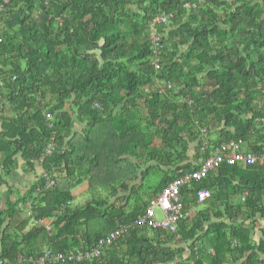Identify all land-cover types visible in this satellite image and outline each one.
<instances>
[{
	"label": "trees",
	"instance_id": "obj_1",
	"mask_svg": "<svg viewBox=\"0 0 264 264\" xmlns=\"http://www.w3.org/2000/svg\"><path fill=\"white\" fill-rule=\"evenodd\" d=\"M0 4V113L2 104L14 113L0 133V189H9L0 192L2 264L94 247L222 144L264 154V0ZM163 14L173 17L155 27L157 70L151 24ZM77 122L88 129L77 131ZM49 144L56 148L46 155ZM17 155L55 186L46 188L43 173L13 201L7 180ZM84 178L91 197L79 204ZM200 190L212 194L204 204ZM182 197L175 233L130 230L102 258L66 264H264V229L255 234L264 166L223 164Z\"/></svg>",
	"mask_w": 264,
	"mask_h": 264
},
{
	"label": "built area",
	"instance_id": "obj_2",
	"mask_svg": "<svg viewBox=\"0 0 264 264\" xmlns=\"http://www.w3.org/2000/svg\"><path fill=\"white\" fill-rule=\"evenodd\" d=\"M10 0H4V3H9ZM4 12V4H0V43L3 42V32H2V14ZM173 15L163 14L154 18L151 24V40L152 45L155 47L154 55L156 58V68L160 69V37L155 31L156 26H161L169 23ZM3 83L0 81V88ZM164 91L165 88H161ZM262 94L264 97V88L262 89ZM0 101H2V96L0 94ZM264 104V101H263ZM47 121L53 119L51 114L46 115ZM56 146L54 144H49L46 155H50L54 152ZM240 144L235 142L229 145H220L214 153L205 160H200L199 169L189 173L179 179L171 182L161 193V195L151 201L150 205L146 209V213L133 223L128 225H122L118 229L111 232L108 236L101 238L94 247L87 250H76L71 253H53L51 250L44 251L36 259L31 258L28 260L31 264H66V263H82V262H92L103 257L107 249L112 247L122 236L129 233L130 230L143 229L145 227L152 228H162L171 233L177 231L178 223L183 219V205H182V191L185 188H190L192 183L200 182L206 179L213 171L219 168L221 165L226 164L229 166L239 165V166H264V154H254V153H241ZM48 182L46 184L47 189H51L55 186V181L47 176ZM212 194L209 190H200L197 192V202L198 204H204L210 200ZM245 199L243 198V201ZM160 210L163 213L164 218L159 220L157 218V211ZM37 223L46 227V231L52 230L51 221L40 220Z\"/></svg>",
	"mask_w": 264,
	"mask_h": 264
},
{
	"label": "crops",
	"instance_id": "obj_3",
	"mask_svg": "<svg viewBox=\"0 0 264 264\" xmlns=\"http://www.w3.org/2000/svg\"><path fill=\"white\" fill-rule=\"evenodd\" d=\"M2 107H3V109H1V113H0V133H1L2 128H3L2 127L3 123L5 121H7V119H11L14 116V113L10 108L6 107L4 104H2ZM101 126H103V125L101 124ZM86 129H88V125L86 123H83V122L78 123L77 122V124H76V130L77 131H79V132L85 131ZM95 133H98V131ZM97 135L98 134H96V136ZM215 135H216L215 139H217L218 134L215 133ZM97 139H98V136H97ZM251 146L252 145H250V147ZM247 148H248V146H247ZM3 159H4V156L2 153H0V163L3 161ZM124 159H127L126 161L128 163H133V164L136 163V159L131 158L130 156L126 155V158L124 157ZM16 161H17L18 168L13 171L12 175L10 176V179L7 180L9 185L14 189V193L12 196L13 201H15L17 199L18 193H20V195H25L27 193V191L29 190L30 186L33 183L37 182L38 178L45 172L41 165H37L35 168V171L30 172L29 169L25 166L24 160L22 158H20L18 155H17ZM149 166H151V164ZM146 168H143V170ZM20 171L23 173H20ZM39 173H41V174L39 175ZM1 175H2V170H0V176ZM88 181H89V179L84 178L82 183L80 185H78L77 188L84 189L83 185L85 183H87V185H88V183H89ZM138 184H140V183L134 182L131 184V186H135ZM8 190L9 189L7 188V186H3L0 189V192L4 193ZM263 229H264V220L259 217L256 219V232H255V234H256L257 240L260 239V237H261L260 235H261V232L263 231Z\"/></svg>",
	"mask_w": 264,
	"mask_h": 264
},
{
	"label": "rangeland",
	"instance_id": "obj_4",
	"mask_svg": "<svg viewBox=\"0 0 264 264\" xmlns=\"http://www.w3.org/2000/svg\"><path fill=\"white\" fill-rule=\"evenodd\" d=\"M215 134H213L212 135V140H215ZM20 173H23V172H21L20 171ZM41 173H39V175H40ZM83 188L84 189H82L81 190V192H82V196H80L79 195V198H78V201H77V203H79V204H81L80 202H83V203H87V201L89 202L90 201V194L88 193H86V189L88 188V185H87V183H85L84 185H83ZM81 189V188H80ZM20 196V193H18V197ZM90 196V197H89ZM205 209V207H204V205H199V211H203ZM25 217H23L22 219H26L27 218V216L28 217H30V214H29V209H28V211L27 212H25V215H24ZM157 218L159 219V220H162L163 218H164V216H163V213L160 211V210H158L157 211ZM31 226V225H30ZM29 230V229H28ZM44 251H47V250H44Z\"/></svg>",
	"mask_w": 264,
	"mask_h": 264
},
{
	"label": "clouds",
	"instance_id": "obj_5",
	"mask_svg": "<svg viewBox=\"0 0 264 264\" xmlns=\"http://www.w3.org/2000/svg\"><path fill=\"white\" fill-rule=\"evenodd\" d=\"M2 99H3V98H2ZM45 154H46V152H45ZM50 155H51V154H50ZM44 175H45V173H44ZM44 175H43V176H44ZM45 176H47V175H45ZM52 180H53V179H52ZM173 181H174V180H173ZM183 190H184V189H183ZM29 214H30V212H29ZM30 215H31V214H30Z\"/></svg>",
	"mask_w": 264,
	"mask_h": 264
},
{
	"label": "bare ground",
	"instance_id": "obj_6",
	"mask_svg": "<svg viewBox=\"0 0 264 264\" xmlns=\"http://www.w3.org/2000/svg\"><path fill=\"white\" fill-rule=\"evenodd\" d=\"M52 189V188H51ZM23 259V257H21V259L20 260H22ZM30 260V259H29Z\"/></svg>",
	"mask_w": 264,
	"mask_h": 264
},
{
	"label": "water",
	"instance_id": "obj_7",
	"mask_svg": "<svg viewBox=\"0 0 264 264\" xmlns=\"http://www.w3.org/2000/svg\"><path fill=\"white\" fill-rule=\"evenodd\" d=\"M0 264H2V262L0 261Z\"/></svg>",
	"mask_w": 264,
	"mask_h": 264
}]
</instances>
